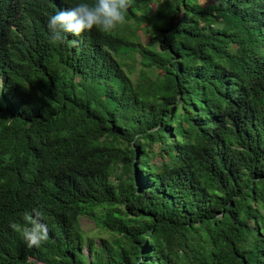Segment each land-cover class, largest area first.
I'll list each match as a JSON object with an SVG mask.
<instances>
[{
    "label": "trees",
    "instance_id": "1",
    "mask_svg": "<svg viewBox=\"0 0 264 264\" xmlns=\"http://www.w3.org/2000/svg\"><path fill=\"white\" fill-rule=\"evenodd\" d=\"M83 1L0 0V264H264V0H131L53 43Z\"/></svg>",
    "mask_w": 264,
    "mask_h": 264
},
{
    "label": "clouds",
    "instance_id": "2",
    "mask_svg": "<svg viewBox=\"0 0 264 264\" xmlns=\"http://www.w3.org/2000/svg\"><path fill=\"white\" fill-rule=\"evenodd\" d=\"M16 1L7 0L5 4L12 6ZM130 6L131 0H93L91 4L83 1L73 6L69 5V10L57 11L48 18L50 40L53 43H64L67 40L65 33L79 37L93 29L110 33L117 26L126 23ZM11 28L16 31L15 25ZM39 175L40 170L39 167H35V162L23 174L26 180H35ZM42 217L43 213L39 209H33L31 213L23 214L25 224L13 222L9 225L14 231L21 233L29 249L40 248L49 240L48 227L42 222ZM34 261L45 264L33 257L26 258V264H34Z\"/></svg>",
    "mask_w": 264,
    "mask_h": 264
},
{
    "label": "rangeland",
    "instance_id": "3",
    "mask_svg": "<svg viewBox=\"0 0 264 264\" xmlns=\"http://www.w3.org/2000/svg\"><path fill=\"white\" fill-rule=\"evenodd\" d=\"M204 1L207 2V0H204ZM152 7H154V4H152ZM142 40L143 41H146V38L145 37H142ZM80 223H81L82 227L86 231H90V232L91 231H95L93 222L90 219H88L87 217H82L80 219ZM95 241H96L97 244H99L100 239L98 237H95ZM34 264H41V263H39L37 261H34Z\"/></svg>",
    "mask_w": 264,
    "mask_h": 264
}]
</instances>
